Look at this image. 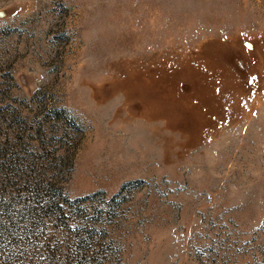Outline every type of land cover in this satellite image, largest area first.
Here are the masks:
<instances>
[{"label": "rangeland", "instance_id": "obj_1", "mask_svg": "<svg viewBox=\"0 0 264 264\" xmlns=\"http://www.w3.org/2000/svg\"><path fill=\"white\" fill-rule=\"evenodd\" d=\"M0 264H264V0H0Z\"/></svg>", "mask_w": 264, "mask_h": 264}]
</instances>
